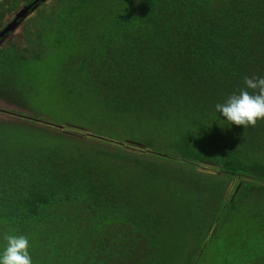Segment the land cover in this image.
<instances>
[{"label": "trees", "instance_id": "16d2710c", "mask_svg": "<svg viewBox=\"0 0 264 264\" xmlns=\"http://www.w3.org/2000/svg\"><path fill=\"white\" fill-rule=\"evenodd\" d=\"M39 3L0 48V96L28 104L18 66L48 47L95 81L105 123L158 124L167 146L0 121V237L27 235L33 264H264V120L215 111L264 75V0Z\"/></svg>", "mask_w": 264, "mask_h": 264}, {"label": "rangeland", "instance_id": "374dc122", "mask_svg": "<svg viewBox=\"0 0 264 264\" xmlns=\"http://www.w3.org/2000/svg\"><path fill=\"white\" fill-rule=\"evenodd\" d=\"M34 14L31 16H34ZM22 31L23 27L17 30L14 37L9 40L5 39L0 48L8 42L21 44L23 42ZM53 51V49L50 51L47 47L44 49L43 55L37 60H33L31 63L19 64L18 71L20 73L32 74V78H29V83H27L29 85L25 87V84H22L21 86L28 98V104L25 106L19 103L16 104L0 96V121L17 122L26 120L35 123L36 126H42L45 125L43 122H48V127L55 128V131L57 128L64 134L73 132L64 130L63 127L79 126L92 129L96 137H104L101 139L116 144H123L126 141L147 143L146 141L150 140L153 144L149 145L146 151L158 155L163 154L167 146L165 144L166 134H164V137H157V134L153 132L160 131L164 127L158 129V124L152 126L147 121L146 125L141 126L132 117H123L119 121L113 119V117L105 123V117L99 104L100 99L92 92V89L94 91L98 88L95 81L90 80L88 86H85V80L82 78L83 74L78 79L77 76L72 78L68 74V68H70L67 62L68 58L63 57L62 59L57 56L58 59H56L53 54L56 51ZM15 68L17 69V65ZM97 98L98 100H95ZM22 115L30 116V118ZM141 158L150 159L151 161L157 160L148 153L143 154ZM230 178L225 180L224 177L221 178L223 180L221 185L226 186V195L233 190L236 183L235 178H232V176ZM212 209L213 207L207 203L206 209L203 210L207 215ZM241 213L245 212L242 211Z\"/></svg>", "mask_w": 264, "mask_h": 264}, {"label": "clouds", "instance_id": "9594fccd", "mask_svg": "<svg viewBox=\"0 0 264 264\" xmlns=\"http://www.w3.org/2000/svg\"><path fill=\"white\" fill-rule=\"evenodd\" d=\"M243 82V88L215 104V111L230 125L254 127L264 120V75L246 76ZM0 239V264H33L27 235L5 233Z\"/></svg>", "mask_w": 264, "mask_h": 264}, {"label": "flooded vegetation", "instance_id": "af4514ba", "mask_svg": "<svg viewBox=\"0 0 264 264\" xmlns=\"http://www.w3.org/2000/svg\"><path fill=\"white\" fill-rule=\"evenodd\" d=\"M44 1L46 2L47 0H44ZM34 2H36V3H34ZM36 4L38 6H40L39 1H37V0H34L30 3H27L26 0H19V1H17V0H0V14H3L2 19H0V46L3 43V41H5V39L9 40L11 37H14L17 33V30H20L23 27L24 22L27 19H29L31 17V15H33L34 13L36 14L38 9L36 8L33 12L29 13L28 16L24 20H22V22L18 25V28L16 25L13 30H6L7 26L10 23H12V21L15 19L16 14L19 12V10L30 5V8L28 10V11H30L31 7L36 5ZM8 8H9V10H8ZM4 30H6V31H4ZM9 43H14V42H8L5 46H7Z\"/></svg>", "mask_w": 264, "mask_h": 264}, {"label": "water", "instance_id": "95a60500", "mask_svg": "<svg viewBox=\"0 0 264 264\" xmlns=\"http://www.w3.org/2000/svg\"><path fill=\"white\" fill-rule=\"evenodd\" d=\"M37 1H42V0H37ZM37 7H38V5L36 4V5L31 7L30 11H28L30 8V5H28L27 7H24L21 10H19V12L16 14L15 19L12 21V23H10L7 26L6 30H13L16 25L18 28V25L22 22V20H24L28 16V14L33 12ZM6 30H4V31H6ZM22 116L30 118V116H27V115H22Z\"/></svg>", "mask_w": 264, "mask_h": 264}]
</instances>
